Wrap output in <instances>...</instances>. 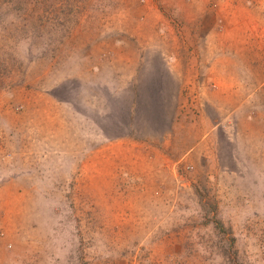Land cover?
I'll use <instances>...</instances> for the list:
<instances>
[{"label": "rangeland", "instance_id": "1", "mask_svg": "<svg viewBox=\"0 0 264 264\" xmlns=\"http://www.w3.org/2000/svg\"><path fill=\"white\" fill-rule=\"evenodd\" d=\"M0 264H264V0H0Z\"/></svg>", "mask_w": 264, "mask_h": 264}]
</instances>
